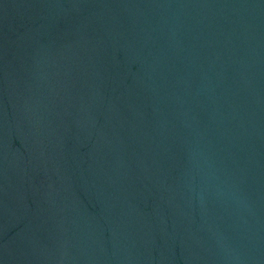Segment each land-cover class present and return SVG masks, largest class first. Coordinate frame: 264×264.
<instances>
[{
    "label": "water",
    "instance_id": "1",
    "mask_svg": "<svg viewBox=\"0 0 264 264\" xmlns=\"http://www.w3.org/2000/svg\"><path fill=\"white\" fill-rule=\"evenodd\" d=\"M0 264H264V0H0Z\"/></svg>",
    "mask_w": 264,
    "mask_h": 264
}]
</instances>
